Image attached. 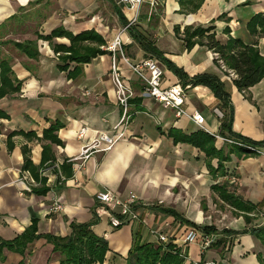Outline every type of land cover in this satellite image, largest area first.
I'll return each mask as SVG.
<instances>
[{
	"label": "crops",
	"instance_id": "1",
	"mask_svg": "<svg viewBox=\"0 0 264 264\" xmlns=\"http://www.w3.org/2000/svg\"><path fill=\"white\" fill-rule=\"evenodd\" d=\"M180 8L179 0H163L151 15L143 7L131 23L134 12L119 0H0L4 39H36L37 33L47 35L62 26L74 35L95 31L107 43L121 32L125 52L137 63L150 55L129 29L123 30L133 24L160 49L164 60L153 57L164 68L165 84L184 85L169 63L180 68L187 76L184 86L190 85L185 108L205 117L202 127L191 116H177L174 109L144 96L139 76L120 58L119 69L134 91L128 124L122 126L125 136L108 151L94 153L73 175L70 159L87 139L95 133L118 131L115 126L122 108L111 77V53L104 50L83 64L63 61L54 45L69 46L66 36L39 39L38 59L11 45L1 46L22 85L19 92L0 100L7 115L0 118V237L16 238L34 218L40 237L24 253L3 249L0 264H60L61 254L45 236H68L74 224H91L93 232L107 241L104 261L94 264H126L136 242L173 243L186 264H264V244L250 231L264 224V156L231 151L224 139L237 134L264 142V78L248 90H239L211 49L200 44L188 49L183 39L186 26L213 25L212 32L221 42L240 38L246 44L256 43L264 55V33H253L249 26L253 16L264 13V0H204L197 11L188 13ZM107 12L110 20H106ZM86 43L99 46L96 40ZM205 73L221 81L226 100L206 85L191 83L193 76ZM83 127L88 128L86 138H79ZM199 132L215 139L201 142L202 146L182 138ZM26 157L33 172L24 170ZM220 162L225 175L211 172ZM230 175L236 176L235 182ZM215 185L258 206L245 213L224 199ZM105 189L122 197L136 194L140 219L112 228L109 216L96 210V194ZM55 200L63 203V210H50ZM191 228L211 229L216 242L206 250L198 242L185 243ZM159 234H165L167 241H160Z\"/></svg>",
	"mask_w": 264,
	"mask_h": 264
},
{
	"label": "trees",
	"instance_id": "2",
	"mask_svg": "<svg viewBox=\"0 0 264 264\" xmlns=\"http://www.w3.org/2000/svg\"><path fill=\"white\" fill-rule=\"evenodd\" d=\"M204 0H179L180 12L188 13L197 11ZM13 18V17H12ZM221 18V16L219 17ZM250 29L253 33H264V13L257 14L252 17L249 22ZM5 24H0V100L9 94L19 92L22 82L16 77L12 69V59L4 56L1 53V46L11 45L16 48L22 54H25L29 58L38 59L40 51L38 48V40L46 39L52 41L56 36H66L70 38L71 44L69 46L63 44H55L54 49L56 53H59L60 58L63 61L77 62L79 64L87 63L96 57L98 54L104 52L101 47L106 44L95 31H86L74 35L64 27L60 26L52 30L50 34L43 35L37 33L36 39H26L23 41H16L12 38L4 39L3 29ZM127 29L134 36L136 41L142 47L147 55L162 57L160 49L156 46L154 40L143 34L133 24L129 25ZM214 30L213 25L205 26H186L183 32V39L186 41V46L191 49L196 44L206 45L213 52L219 54V58L216 61L222 59L227 68L236 72L237 76L233 77L234 84L239 90L245 91L254 86L262 78H264V55L260 53L256 43L246 44L240 38L230 37L226 43L221 42ZM176 33L180 34V28L176 27ZM97 41L99 46H94L86 43V41ZM169 65L180 76L183 84L186 85V74L177 66L169 63ZM68 67V64L61 66L63 70ZM78 67L75 68V70ZM191 83L193 85L203 84L212 89V91L226 100V92L223 89L221 81L211 74H197L192 77ZM7 117V115L0 108V118ZM232 120V113L226 125L230 126ZM170 134L174 136L176 140H179L175 131H170ZM183 140L196 143L204 146L203 141H213L215 136L209 135L204 132L196 133L195 135L183 136ZM198 138V140L196 139ZM233 142H228L230 150L235 149L242 152H254L252 146H256L258 143L242 135L233 134L231 137ZM236 142V143H235ZM213 147L206 148L207 153L211 152ZM220 153V150L217 151ZM225 157L220 158V161ZM33 169L32 162L26 157L24 170L31 172ZM211 172L225 175L224 166L222 162L219 163L218 168H212ZM33 174V173H32ZM59 177L63 176V173L59 171ZM35 176V175H33ZM36 177V176H35ZM45 181L44 178L41 182ZM222 191V197L239 210L245 213L252 212L258 205L253 203L244 202L239 196L228 193L222 185H215ZM250 217L246 215V220L250 222ZM37 219L34 218L32 224L26 228V230L12 240H3L0 237V252L3 249L14 250L18 252H25L28 244L39 238L37 232ZM205 232H210L211 229L204 228ZM252 234L261 239L264 244V224L260 227H254L250 229ZM229 232V231H228ZM48 241L54 244V250L61 254L60 264H94L96 262L102 263L105 259L106 252L108 250V243L105 239L101 238L93 232L91 224H74L72 233L68 236H54L46 235ZM20 264H25L21 262ZM126 264H186L185 256L182 254L179 247L173 243L168 244H155L151 242H136L129 250ZM194 264V263H189Z\"/></svg>",
	"mask_w": 264,
	"mask_h": 264
},
{
	"label": "built area",
	"instance_id": "3",
	"mask_svg": "<svg viewBox=\"0 0 264 264\" xmlns=\"http://www.w3.org/2000/svg\"><path fill=\"white\" fill-rule=\"evenodd\" d=\"M132 12L134 17L132 22L137 21L143 7H147L151 15L163 3V0H119ZM131 23L129 25H131ZM128 25V26H129ZM126 26L123 30H126ZM102 48L109 51L112 55L111 64V77L117 92V99L120 107L122 108V117L117 123L115 128L117 133L111 135L106 132L95 133L87 139L80 152L72 157L70 161L74 164L73 175L75 172L84 166L85 162L96 152H105L113 147V145L125 136V127L128 124L130 117L131 98L134 91L127 84L126 79L119 69V59H123L131 69L139 76L143 83V95L151 97L156 101L162 103L165 107L174 109L177 116L189 115L200 126L204 127L205 117L198 111L190 114L185 108L186 102V88L190 85L184 86L180 83L166 85L164 80V68L157 58L149 56L144 58L141 62L134 63L123 47V39L121 32L108 41ZM214 56L219 58V54L214 52ZM222 68L225 69L231 77H236L237 74L234 70L227 68L222 59H219ZM218 114H221L218 109H215ZM88 128L83 127L78 133L79 138H86ZM228 142H233L232 139L224 138ZM236 143V142H235ZM254 152L264 156V146H252ZM262 173L264 176V163L262 165ZM229 179L232 182L236 181L235 175H230ZM96 200L99 205L97 213L107 214L109 216L110 225L112 228H118L128 222L140 219L138 213L139 197L132 193L126 197H122L116 192L111 190H101L96 194ZM64 209L61 201L55 200L50 207L51 211H60ZM155 232V231H152ZM159 239L162 242L167 241L165 234H159ZM217 240V235L213 232L199 231L197 228H191L183 238L185 243H199L202 250L210 248ZM199 264H219L217 261H205Z\"/></svg>",
	"mask_w": 264,
	"mask_h": 264
},
{
	"label": "rangeland",
	"instance_id": "4",
	"mask_svg": "<svg viewBox=\"0 0 264 264\" xmlns=\"http://www.w3.org/2000/svg\"><path fill=\"white\" fill-rule=\"evenodd\" d=\"M116 2H117V0H116ZM106 15H107L106 20H110L111 18H110V16H109V12H107ZM145 17H146L145 15L142 16V18H145Z\"/></svg>",
	"mask_w": 264,
	"mask_h": 264
}]
</instances>
